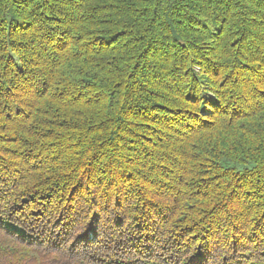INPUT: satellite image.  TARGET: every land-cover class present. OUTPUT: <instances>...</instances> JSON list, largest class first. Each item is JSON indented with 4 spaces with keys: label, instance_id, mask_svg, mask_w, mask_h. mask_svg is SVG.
<instances>
[{
    "label": "trees",
    "instance_id": "16d2710c",
    "mask_svg": "<svg viewBox=\"0 0 264 264\" xmlns=\"http://www.w3.org/2000/svg\"><path fill=\"white\" fill-rule=\"evenodd\" d=\"M0 264H264V0H0Z\"/></svg>",
    "mask_w": 264,
    "mask_h": 264
}]
</instances>
